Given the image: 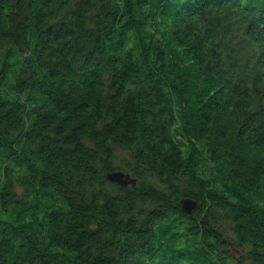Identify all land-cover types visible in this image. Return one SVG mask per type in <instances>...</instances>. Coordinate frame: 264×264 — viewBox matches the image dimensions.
Here are the masks:
<instances>
[{
    "label": "trees",
    "instance_id": "obj_1",
    "mask_svg": "<svg viewBox=\"0 0 264 264\" xmlns=\"http://www.w3.org/2000/svg\"><path fill=\"white\" fill-rule=\"evenodd\" d=\"M0 264H264V0H0Z\"/></svg>",
    "mask_w": 264,
    "mask_h": 264
},
{
    "label": "water",
    "instance_id": "obj_2",
    "mask_svg": "<svg viewBox=\"0 0 264 264\" xmlns=\"http://www.w3.org/2000/svg\"><path fill=\"white\" fill-rule=\"evenodd\" d=\"M107 178L122 187L136 184V179L132 178L130 173L124 171H113L107 175ZM182 206L186 213H192L197 207V202L193 199L186 198L182 201Z\"/></svg>",
    "mask_w": 264,
    "mask_h": 264
},
{
    "label": "rangeland",
    "instance_id": "obj_3",
    "mask_svg": "<svg viewBox=\"0 0 264 264\" xmlns=\"http://www.w3.org/2000/svg\"><path fill=\"white\" fill-rule=\"evenodd\" d=\"M244 2L246 3V2H248V0H244Z\"/></svg>",
    "mask_w": 264,
    "mask_h": 264
}]
</instances>
